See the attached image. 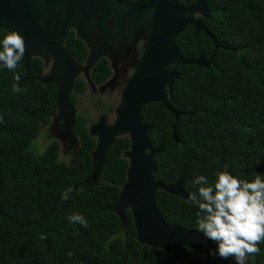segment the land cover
<instances>
[{"label": "trees", "instance_id": "obj_1", "mask_svg": "<svg viewBox=\"0 0 264 264\" xmlns=\"http://www.w3.org/2000/svg\"><path fill=\"white\" fill-rule=\"evenodd\" d=\"M195 1L178 0L184 7ZM207 5L212 19L205 21L206 27L224 48L216 51L205 32L188 26L176 39L180 54L189 60L215 54L212 67L169 68L179 75L169 104L175 112L189 114L177 119L160 103H150L141 112L142 122L152 130V147L162 148L155 159V180L171 186L182 179L187 193L195 190V176L204 174L212 182L225 165L244 179L264 173V0H207ZM66 46L78 62H85L88 48L74 31ZM16 71L21 73V91L13 94L12 74L0 69V264H233L187 247L171 253L140 244L131 211L123 226L113 208L127 179L129 162L122 158L130 148L127 137L107 153L101 184L95 186L87 181L96 139L84 117L76 119L80 147L69 162L60 160L63 148L56 138L37 154L35 141L47 135L44 129L58 113V88L37 81L44 73L40 59L29 73L24 61ZM110 75L106 61L93 72L96 84ZM85 91L79 79L71 104L76 106L77 94ZM174 133L180 143L173 141ZM69 187V198L61 200ZM156 205L168 225L196 231V210L186 201L158 191ZM75 213L87 219V227L68 222L66 217ZM259 246L261 253L253 254L248 264H264V243Z\"/></svg>", "mask_w": 264, "mask_h": 264}, {"label": "water", "instance_id": "obj_2", "mask_svg": "<svg viewBox=\"0 0 264 264\" xmlns=\"http://www.w3.org/2000/svg\"><path fill=\"white\" fill-rule=\"evenodd\" d=\"M1 2L0 29L17 30L25 39L26 72H30L34 58L53 63L50 74L38 80L58 86L55 120L59 125L63 121V126L60 125L56 139L65 147L79 144L74 134L77 110L69 102L78 77L83 72L90 77L91 69L103 57L116 62L132 57L143 41V56L135 61V73L122 92L114 123L109 125L107 117L102 116L90 129V136L97 142L91 153L93 172L87 185L101 184L107 153L119 138L127 137L130 148L122 155L129 162L127 179L113 208L123 226L127 227L126 212L131 211L140 244L171 253L187 247L209 256L214 242H204L194 230L168 225L156 205L158 191L183 201L188 193L182 179L171 186L155 180V159L162 148L152 147L149 139L152 130L141 119L142 109L150 103L163 104L177 119L189 114L186 110L175 112L169 104L179 78L169 68L196 65L209 70L212 67L215 54L210 59L196 60L180 54L176 39L188 26L195 27L197 33L205 32L215 43L216 51L223 47L196 18L197 15L211 18L206 0H198L190 7L180 5L178 0H150L143 5H128L119 0H22L21 3L15 0L16 7ZM71 30L89 50L85 67L65 46ZM173 141L180 143L175 133Z\"/></svg>", "mask_w": 264, "mask_h": 264}, {"label": "clouds", "instance_id": "obj_3", "mask_svg": "<svg viewBox=\"0 0 264 264\" xmlns=\"http://www.w3.org/2000/svg\"><path fill=\"white\" fill-rule=\"evenodd\" d=\"M0 31L4 33L0 36V69L12 74L11 92L15 94L21 91L22 77L16 69L25 60V39L17 30ZM0 122H3L2 116ZM60 125L63 126V121ZM44 131L47 132V128ZM214 175L212 182L204 174L195 176L192 180L195 190L187 194L186 203L196 210L195 230L204 242H214L209 256L225 261L231 259L233 264H248L261 253L259 245L264 243V173L256 172L252 179H244L225 165ZM72 190L67 188L60 199L67 200ZM66 219L83 227L88 224L80 213Z\"/></svg>", "mask_w": 264, "mask_h": 264}, {"label": "flooded vegetation", "instance_id": "obj_4", "mask_svg": "<svg viewBox=\"0 0 264 264\" xmlns=\"http://www.w3.org/2000/svg\"><path fill=\"white\" fill-rule=\"evenodd\" d=\"M120 1V0H119ZM150 1V0H149ZM148 1V2H149ZM198 0L195 1V3L197 2ZM1 2V1H0ZM19 2L21 3L22 0H19ZM121 2V1H120ZM146 2V3H148ZM1 3H4L10 7H16L18 6L17 3H15V0H2ZM124 3V2H122ZM146 3H143V4H146ZM194 3V4H195ZM124 4H127V3H124ZM143 4H128V5H143ZM206 4H207V0H206ZM208 7V5H207ZM209 9V7H208ZM210 11V9H209ZM210 14H211V11H210ZM200 22H202L205 26V21H210L212 19V14H211V18L210 19H207V18H204L200 15H197L196 17ZM2 30V29H0ZM72 31V30H71ZM70 31V32H71ZM70 35V33H69ZM68 40V39H67ZM67 42V41H66ZM65 46H66V43H65ZM67 47V46H66ZM68 48V47H67ZM69 50V49H68ZM70 51V50H69ZM136 52L134 53V55H132V57H129L127 59H124L120 62H116L115 59L114 60H111L109 59V57H103L99 63H101L102 61H106L109 65V69L111 71V75L110 77L103 83V84H96L94 78H93V72L95 70V68L98 66V64L93 67L89 73V76L90 77H82L83 76V73L78 77V79L76 80V85H77V81L79 79H82L84 82H85V85H86V91L85 93L87 92V90L89 89L90 91H93V92H99L101 94H109V95H114L115 93H117L118 97L120 98V103L118 104V106L116 107H113V106H110V107H107L105 109V113L106 114H102L100 117L102 116H105L107 117L108 121H109V118L110 116L113 114L114 117L115 116V111L116 109L119 107V105L121 104V100H122V92L124 90V88L126 87V84L127 82L133 77L134 73H135V70H136V66H135V61L136 60H140L143 56V53H144V43L143 41H141L137 47H136ZM71 52V51H70ZM72 53V52H71ZM72 55L74 56V54L72 53ZM88 57H89V50H88V55H87V58L85 60L84 63H80L76 60L75 56V60L81 64L82 66L87 64V61H88ZM35 59H40V58H34L33 59V62ZM43 61L44 63V73L41 77H44L46 75H49L51 70H52V67H53V63H51L50 66V72H49V66L48 64H46V62L43 60V59H40ZM24 63H25V60H24ZM32 67H33V64H32ZM31 67V69H32ZM31 71V70H30ZM40 77V78H41ZM38 78V79H40ZM37 79L38 82H40L39 80ZM41 83V82H40ZM42 85H45V86H48L47 84H43L41 83ZM54 84V83H53ZM53 84H49V85H53ZM56 85V84H55ZM58 88V86H57ZM88 88V89H87ZM76 93V86H75V89H74V92L71 94H75ZM85 93L83 94H77V99H76V106L72 105L71 102H70V97H69V102L70 104L77 110V115H76V119L77 117H80V115H78V106L80 104V97L83 96ZM166 93L168 94V90H166ZM101 104L104 102L103 101H99ZM100 103H99V106H100ZM56 117V116H55ZM55 117L52 119L51 123L49 124L47 128V132L49 135H50V138H56V135L58 133V131L60 130V125L56 122L55 120ZM83 117V116H82ZM115 120V119H114ZM95 125L93 123H91V125L89 126L88 124V131H89V135H90V129L91 127ZM148 126V125H147ZM74 134H75V131H74ZM75 136L78 138V143H79V146L78 147H73V146H67L66 148H63V152L67 155H70V156H73L78 150H79V147H80V139L79 137L75 134ZM96 139V138H95ZM97 142V140H96Z\"/></svg>", "mask_w": 264, "mask_h": 264}, {"label": "rangeland", "instance_id": "obj_5", "mask_svg": "<svg viewBox=\"0 0 264 264\" xmlns=\"http://www.w3.org/2000/svg\"><path fill=\"white\" fill-rule=\"evenodd\" d=\"M51 63L48 64L49 66V72H50V68L52 67L50 65ZM51 66V67H50ZM85 65H83V67H85ZM82 77H86V73L83 72V76ZM88 89V88H87ZM103 101L104 104L100 103L99 101ZM100 103V106H99ZM120 103V98L118 97L117 93H115L114 95H109V94H101L99 92H93L90 91L89 89L87 90V92L80 97V104L78 106V115L83 116L87 121L89 126L91 125V123L96 124L98 123V121L100 120V116L102 114H106L105 113V109L107 107L113 106L116 107L118 106V104ZM115 117L113 116V114L110 116L109 121H107V123L109 125L114 123ZM54 141L53 138H50V135L47 133V135H43L42 137L40 136L34 143L33 149L36 150L37 154H42L45 152L46 148L48 147L49 144H51ZM43 144V145H42ZM62 148H66L65 146L62 145V143H60ZM79 146V144H78ZM36 148V149H35ZM71 156L65 155L63 152H61L60 155V160L63 162H69L70 161Z\"/></svg>", "mask_w": 264, "mask_h": 264}]
</instances>
